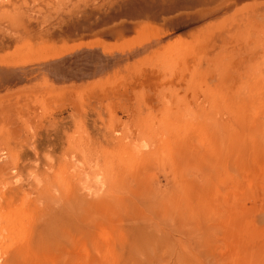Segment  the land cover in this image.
I'll return each mask as SVG.
<instances>
[{"label": "rangeland", "instance_id": "obj_1", "mask_svg": "<svg viewBox=\"0 0 264 264\" xmlns=\"http://www.w3.org/2000/svg\"><path fill=\"white\" fill-rule=\"evenodd\" d=\"M0 264H264V0L0 2Z\"/></svg>", "mask_w": 264, "mask_h": 264}, {"label": "bare ground", "instance_id": "obj_2", "mask_svg": "<svg viewBox=\"0 0 264 264\" xmlns=\"http://www.w3.org/2000/svg\"><path fill=\"white\" fill-rule=\"evenodd\" d=\"M2 1H4V0H0V2H2ZM74 53H75V52H74ZM89 53H90V54H89ZM92 53H93L92 51H84V52H81V51H80V52H78L75 56H71V57H72L71 59L73 60V59L76 58V60L79 61V59L81 58V55H82V54L93 55ZM89 55H88V56H89ZM101 57H102V56H101ZM62 60H63V59H62ZM115 60H116V59H115ZM84 61H85V60H84ZM110 61H112V60H110ZM45 62H46V61H45ZM59 62H60V61H59ZM59 62H58V64H60ZM88 62H89V61H88ZM49 63H50V62H49ZM36 64H37V63H36ZM53 64H54V62H53ZM56 64H57V63H56ZM43 65H44V64H43ZM48 65H49V64H48ZM69 65H70V64H69ZM40 66H42V65H40ZM57 66H58V65H57ZM57 66H55V67H57ZM62 66H63V65H62ZM58 67H59V66H58ZM58 67H57V70H59ZM81 67H83V66H81ZM51 68H52V67H51ZM73 69H74V68H73ZM89 69H90V67H89ZM10 70H11V69H10ZM10 70H9V71H10ZM76 70H77V69H76ZM59 71H60V70H59ZM71 71H72V70H71ZM53 72H54V71H53ZM94 72H95V71H94ZM76 73H77V72H76ZM76 73H75V74H76ZM41 74H42V73H41ZM62 75H63V74H62ZM73 75H74V74H73ZM83 75H84V74H83ZM41 77H42V76H41ZM41 77H40V78H41ZM61 77H63V76H61ZM65 77H66V76H65ZM55 79H56V78H55ZM71 79H72V78H71ZM43 81H44V80H43ZM46 81H47V80H46ZM58 81H59V80H58ZM84 81H86V80H84ZM97 82H98V81H97ZM98 83H99V82H98ZM79 84H80V83H79ZM83 85H84V84H83ZM78 86H79V85H78ZM79 88H80V87H79ZM83 88H84V87H83ZM41 90H42V89H41ZM66 90H67V89H66ZM83 91H84V90H83ZM40 92H42V91H40ZM59 92H60V91H59ZM46 95H47V94H46Z\"/></svg>", "mask_w": 264, "mask_h": 264}]
</instances>
